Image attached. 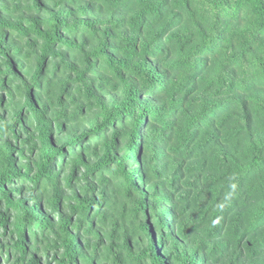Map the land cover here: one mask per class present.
Returning a JSON list of instances; mask_svg holds the SVG:
<instances>
[{"label":"trees","instance_id":"obj_1","mask_svg":"<svg viewBox=\"0 0 264 264\" xmlns=\"http://www.w3.org/2000/svg\"><path fill=\"white\" fill-rule=\"evenodd\" d=\"M0 264H264V0H0Z\"/></svg>","mask_w":264,"mask_h":264}]
</instances>
